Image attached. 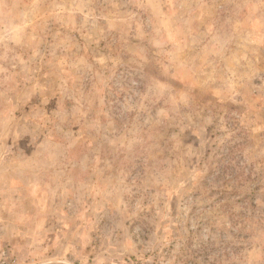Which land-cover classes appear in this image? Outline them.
<instances>
[{"label":"rangeland","instance_id":"1","mask_svg":"<svg viewBox=\"0 0 264 264\" xmlns=\"http://www.w3.org/2000/svg\"><path fill=\"white\" fill-rule=\"evenodd\" d=\"M0 264H264V0H0Z\"/></svg>","mask_w":264,"mask_h":264}]
</instances>
